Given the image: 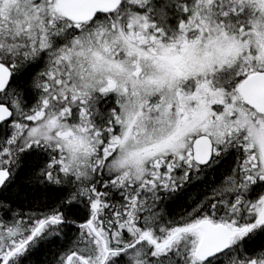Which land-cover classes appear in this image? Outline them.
<instances>
[{"label":"snow or ice","instance_id":"obj_1","mask_svg":"<svg viewBox=\"0 0 264 264\" xmlns=\"http://www.w3.org/2000/svg\"><path fill=\"white\" fill-rule=\"evenodd\" d=\"M0 264H264V0H0Z\"/></svg>","mask_w":264,"mask_h":264}]
</instances>
